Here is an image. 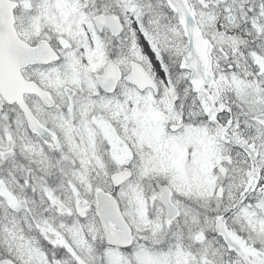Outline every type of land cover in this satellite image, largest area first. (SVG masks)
<instances>
[{
    "label": "snow or ice",
    "instance_id": "1",
    "mask_svg": "<svg viewBox=\"0 0 264 264\" xmlns=\"http://www.w3.org/2000/svg\"><path fill=\"white\" fill-rule=\"evenodd\" d=\"M0 264H264V0H0Z\"/></svg>",
    "mask_w": 264,
    "mask_h": 264
}]
</instances>
